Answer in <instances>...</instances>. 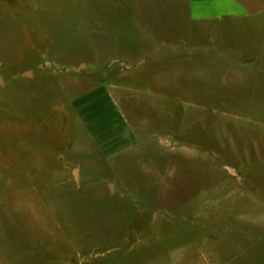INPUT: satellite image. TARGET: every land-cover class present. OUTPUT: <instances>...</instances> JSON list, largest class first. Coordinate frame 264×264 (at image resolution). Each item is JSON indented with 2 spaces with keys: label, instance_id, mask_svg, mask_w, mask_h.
<instances>
[{
  "label": "rangeland",
  "instance_id": "1",
  "mask_svg": "<svg viewBox=\"0 0 264 264\" xmlns=\"http://www.w3.org/2000/svg\"><path fill=\"white\" fill-rule=\"evenodd\" d=\"M188 5L0 0V264L264 257V33ZM101 87L138 141L116 161L72 109Z\"/></svg>",
  "mask_w": 264,
  "mask_h": 264
},
{
  "label": "crops",
  "instance_id": "2",
  "mask_svg": "<svg viewBox=\"0 0 264 264\" xmlns=\"http://www.w3.org/2000/svg\"><path fill=\"white\" fill-rule=\"evenodd\" d=\"M188 14L194 23L232 22L245 32L246 25L251 31L264 33V0H189ZM76 119L83 133L93 143L104 160L116 161L134 152L137 137L134 129L119 109L110 89L101 87L91 93L76 98L72 102ZM4 132L3 129L0 133ZM2 152L0 160V185L6 189L10 182L8 158ZM0 195H9L0 191ZM0 211H9L8 203L0 205ZM213 263V262H211ZM264 264V257L250 261L236 257L225 264Z\"/></svg>",
  "mask_w": 264,
  "mask_h": 264
},
{
  "label": "water",
  "instance_id": "3",
  "mask_svg": "<svg viewBox=\"0 0 264 264\" xmlns=\"http://www.w3.org/2000/svg\"><path fill=\"white\" fill-rule=\"evenodd\" d=\"M4 85H5V81L3 77L0 75V86H4Z\"/></svg>",
  "mask_w": 264,
  "mask_h": 264
}]
</instances>
